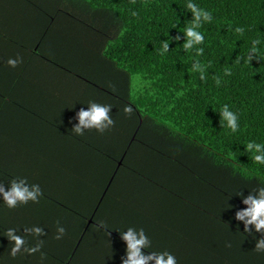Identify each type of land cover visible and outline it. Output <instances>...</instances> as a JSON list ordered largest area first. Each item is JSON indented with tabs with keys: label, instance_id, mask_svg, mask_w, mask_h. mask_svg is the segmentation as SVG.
Masks as SVG:
<instances>
[{
	"label": "crops",
	"instance_id": "crops-1",
	"mask_svg": "<svg viewBox=\"0 0 264 264\" xmlns=\"http://www.w3.org/2000/svg\"><path fill=\"white\" fill-rule=\"evenodd\" d=\"M81 13L57 0H0V183L7 190L12 179L27 178L43 192L39 203L15 212L19 225L46 233L25 235L28 245L42 240L46 248L28 260H63L65 254L54 253L72 245L84 216L74 264H122L126 243L120 234L129 227L144 229L151 241L145 254L168 251L177 264H264V252L254 250L261 234L244 231L235 220L249 193L223 186L221 178L205 179L202 173L213 162L202 150L187 161L192 175L172 164L179 157L176 148L170 161L161 162L143 144L130 145L124 166L111 174V187L93 207L96 185L106 180L134 132L135 114L124 113L132 77L103 61L104 40L86 24L94 26L93 18ZM17 56L23 63L9 67L7 60ZM93 101L111 105L115 126L103 134H75L76 113ZM59 226L66 231L57 240Z\"/></svg>",
	"mask_w": 264,
	"mask_h": 264
},
{
	"label": "trees",
	"instance_id": "trees-1",
	"mask_svg": "<svg viewBox=\"0 0 264 264\" xmlns=\"http://www.w3.org/2000/svg\"><path fill=\"white\" fill-rule=\"evenodd\" d=\"M60 1L93 18L94 26L89 20L86 24L104 40L101 47L104 62L115 65L120 74L141 78L139 91L131 93V101L126 102L135 114L134 130L140 122L131 147L143 144L161 162L170 161L171 149L176 148L179 157L172 164L192 175L194 168L187 161L194 160L193 151L202 150L209 163L213 162L207 173H202L205 179L221 178L223 186L228 185L232 190L244 188L246 193L264 186V165L255 163L253 153L245 151L249 141L264 144V0H191L212 14L211 23H204L199 29L204 35L203 44L197 46L204 49L199 56L195 47L190 51L183 48L184 29L192 19L186 8L189 0H135L134 3L132 0H57L58 4ZM57 12L78 13L59 9ZM132 12L137 15L133 16ZM237 27L244 29L242 36L235 33ZM177 35L180 40H175ZM253 40L260 41L259 51L255 60L249 62ZM165 41L170 49L161 55ZM197 61L205 68L203 80L199 72L192 71ZM226 69L231 70V75H225ZM216 77L221 80L219 86ZM225 104L238 116L239 130L235 133L221 126L220 112ZM118 160H113L106 180L96 185L90 200L93 207L108 186L107 180ZM15 212L16 208L9 209L0 200V264H36L28 260L32 259L31 255L23 249L15 258L10 255L13 242L8 240L7 230L16 229L25 239L30 234L24 229H31L30 223H17ZM85 218L81 216V227L72 245L54 253L66 257L59 261L54 258L49 264H74L73 257L79 247L74 243ZM34 246L25 244V247ZM45 250L42 247L35 254L42 255Z\"/></svg>",
	"mask_w": 264,
	"mask_h": 264
},
{
	"label": "clouds",
	"instance_id": "clouds-1",
	"mask_svg": "<svg viewBox=\"0 0 264 264\" xmlns=\"http://www.w3.org/2000/svg\"><path fill=\"white\" fill-rule=\"evenodd\" d=\"M134 3L135 0H132ZM186 8L191 12L192 19L190 24L184 29L183 48L185 51H190L194 47L196 48V54L203 55L204 49L197 47L203 44L204 35L199 31L204 23H211L212 14L200 8L195 3L189 2L186 4ZM136 16V12L131 13ZM235 33L239 35L244 34L242 27L235 28ZM181 37L177 35L175 40H180ZM260 44L259 40L252 41V47L249 51L247 61L251 62L255 60L256 54L259 49L257 45ZM169 43L164 42L161 49V55L169 51ZM7 65L12 68L18 67L23 63V58L17 56L16 58H9ZM192 71L200 73V78L205 79V68L198 61L193 64ZM225 75H231V70L226 69ZM217 86L220 85L221 80L219 77L215 78ZM182 95V93H180ZM111 105H102L96 102H89L87 110L81 108L77 113L75 119L78 121L72 130L77 135H83L86 130L95 129L98 133L103 134L110 128L115 126V121L110 116ZM133 109L130 106H125L124 113L131 115ZM221 126H226L231 132L235 133L239 130L238 116L236 113L229 109L228 105H224L220 112ZM245 151L253 153V160L255 163L264 165V144L256 143L255 141H249L245 146ZM43 195L42 189L39 184L29 185L27 178L12 179L6 190L4 183H0V196L3 198V202L9 209H15L20 205H27L30 201L32 203H39V198ZM243 195V194H242ZM242 202L246 205V208L239 209L235 213V220L242 222L244 225V231L252 233L254 229L256 233H260L261 236L256 240L254 250L256 252H264V186L254 188L249 194L242 198ZM26 233L33 234L37 237L46 235L43 228L33 227L31 229H24ZM65 229L62 226L57 228V235L55 239L60 240L65 234ZM9 241L13 242L10 255L15 258L18 253L23 249L24 252L29 255H33L40 251L43 246V241L40 240L34 247H25L26 241L23 236L17 234V230L9 228L6 232ZM121 235V239L126 243V256L122 257V264H177L176 257L168 251L162 253L151 252L145 254L143 249L151 247V241L145 234L143 228L139 230L129 227ZM231 247L230 244L227 245ZM43 255V254H42Z\"/></svg>",
	"mask_w": 264,
	"mask_h": 264
},
{
	"label": "water",
	"instance_id": "water-1",
	"mask_svg": "<svg viewBox=\"0 0 264 264\" xmlns=\"http://www.w3.org/2000/svg\"><path fill=\"white\" fill-rule=\"evenodd\" d=\"M139 125H140V122H139ZM139 125L135 128V130H134V132H133V134H132V136H131V138H130V140H129L127 146H126V149H125V151H124L123 154H122L121 159H120V160L118 161V163H117V167L115 168V171H114L113 175L116 173L117 168L122 164V161H123L124 155H125V153H126V150H127L128 147L130 146L132 140L135 138V135H136V132H137V130H138ZM112 179H113V176H112L111 180H112ZM111 180L108 182V186H109V183L111 182ZM108 186H106L105 191L103 192V194H101L100 197H102V196L104 195V193L106 192Z\"/></svg>",
	"mask_w": 264,
	"mask_h": 264
},
{
	"label": "rangeland",
	"instance_id": "rangeland-1",
	"mask_svg": "<svg viewBox=\"0 0 264 264\" xmlns=\"http://www.w3.org/2000/svg\"><path fill=\"white\" fill-rule=\"evenodd\" d=\"M89 17V16H88ZM96 24V23H94ZM141 78L139 76H134L132 75V83H131V93H135L136 91L138 92L140 87H141Z\"/></svg>",
	"mask_w": 264,
	"mask_h": 264
}]
</instances>
